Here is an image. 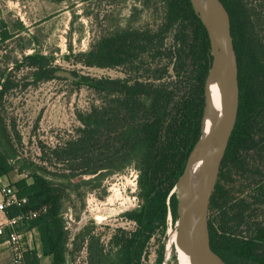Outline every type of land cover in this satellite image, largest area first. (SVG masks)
I'll return each instance as SVG.
<instances>
[{
  "label": "trees",
  "instance_id": "16d2710c",
  "mask_svg": "<svg viewBox=\"0 0 264 264\" xmlns=\"http://www.w3.org/2000/svg\"><path fill=\"white\" fill-rule=\"evenodd\" d=\"M167 2V17L154 31L130 28L102 35L82 55L88 67H124L128 73L123 79L88 81L99 103L77 114L81 127L75 137L50 150L63 167L61 173L25 161L13 164L18 156L5 147L0 122V177L18 171L32 180L13 183L18 197L27 202L8 208L6 215L19 219L16 231L39 233L41 253L52 257L53 264H67L72 258L63 216L70 199L67 191L80 196L81 187L97 183L94 189L100 188L105 179L128 169L138 173L139 206L125 217L136 228L117 230L108 244L86 229L88 264H146L159 234L165 241L157 264H163L169 220L177 223L173 190L200 138L213 61L210 32L191 0ZM222 2L231 16L241 96L210 202V246L227 264H264V0ZM185 9L195 27L192 43L186 46L175 30L168 46L166 35L184 19ZM3 96L0 89V100ZM78 178L81 181L74 183ZM39 262L38 250L24 254L25 264Z\"/></svg>",
  "mask_w": 264,
  "mask_h": 264
},
{
  "label": "rangeland",
  "instance_id": "374dc122",
  "mask_svg": "<svg viewBox=\"0 0 264 264\" xmlns=\"http://www.w3.org/2000/svg\"><path fill=\"white\" fill-rule=\"evenodd\" d=\"M43 1L46 8H38ZM168 10L167 0H0V89L4 93L0 122L7 136L5 147L18 156L13 164L25 161L61 173L63 167L50 150L75 137L81 127L77 114L99 103L88 81L123 79L128 73L124 67H88L81 62L82 55L102 35L130 28L154 31L164 23ZM185 11L184 19L166 35L168 46L175 30L186 46L192 43L195 27ZM10 176L12 185L24 178L32 183L28 173L15 171ZM137 180L136 170L128 169L105 179L100 188L94 189L97 183L81 187L80 196L67 191L70 199L63 216L73 264H88L86 229L104 244L119 229L135 230L125 214L139 206ZM175 225L170 219L169 228ZM164 241L160 234L152 241L146 264H157ZM168 264L178 262L173 258Z\"/></svg>",
  "mask_w": 264,
  "mask_h": 264
},
{
  "label": "water",
  "instance_id": "95a60500",
  "mask_svg": "<svg viewBox=\"0 0 264 264\" xmlns=\"http://www.w3.org/2000/svg\"><path fill=\"white\" fill-rule=\"evenodd\" d=\"M212 12V32L205 20L212 40V66L205 85V109L201 123V134L197 143L206 147V133L209 130L211 111L210 97L214 94L222 111V128L217 136V142L209 153V159L203 165L189 170L188 167L176 184L173 193L177 201L178 242L184 254L192 264H227L210 246L208 233V216L210 202L215 192L228 146L233 135L240 109L239 64L232 35L231 16L222 0H202ZM194 4L196 0H191ZM197 12V11H196ZM227 77L229 89L224 91L221 80ZM202 194V201L192 216H188L189 201ZM206 229L208 243L201 239L202 231Z\"/></svg>",
  "mask_w": 264,
  "mask_h": 264
},
{
  "label": "bare ground",
  "instance_id": "6f19581e",
  "mask_svg": "<svg viewBox=\"0 0 264 264\" xmlns=\"http://www.w3.org/2000/svg\"><path fill=\"white\" fill-rule=\"evenodd\" d=\"M195 7L197 13L202 16V18L207 23L208 27L210 28L212 32V12L211 9L206 6V4L202 0H196ZM221 86L224 91H228L229 89V80L227 77H223L221 80ZM210 104H211V111H210V118H209V130L206 133V147L207 150L202 148V145L200 143H197L194 147V153L190 157V165L189 170H193L204 163H206L209 159V153L211 150L214 149L216 142H217V136L221 131L222 128V111L220 108V105L218 103V100L214 94L210 97ZM202 201V194H198L194 196L188 204L187 207V214L188 216H192L197 208L199 207L200 203ZM202 241L207 244L208 238H207V232L206 229L202 231L201 234ZM173 258L177 260L178 264H192L190 258L183 253L179 242H178V229H177V223L174 227L169 228L167 231V239L165 242V259L164 263L168 264L170 263Z\"/></svg>",
  "mask_w": 264,
  "mask_h": 264
},
{
  "label": "built area",
  "instance_id": "2783aa9c",
  "mask_svg": "<svg viewBox=\"0 0 264 264\" xmlns=\"http://www.w3.org/2000/svg\"><path fill=\"white\" fill-rule=\"evenodd\" d=\"M26 202V199L18 197V191L12 184L0 181V236L7 235L8 242L14 250L17 264H25L23 236L21 232L15 230V225L19 219H9L6 210L12 206H22ZM33 215L36 216V214ZM5 216L7 219L3 221L2 218ZM134 225L136 226L135 223Z\"/></svg>",
  "mask_w": 264,
  "mask_h": 264
},
{
  "label": "crops",
  "instance_id": "0c3cea01",
  "mask_svg": "<svg viewBox=\"0 0 264 264\" xmlns=\"http://www.w3.org/2000/svg\"><path fill=\"white\" fill-rule=\"evenodd\" d=\"M43 4H38V8H46V4L43 1ZM11 176L9 177H0V181L11 183ZM6 217V216H5ZM3 217V221L7 219ZM23 236V251L24 254L31 250H38L39 251V264H53V258L52 257H45L41 253V244L39 239V233L36 230L30 231V232H21ZM0 264H17L15 262V253L8 242L7 235L0 236ZM67 264H73L70 259H68Z\"/></svg>",
  "mask_w": 264,
  "mask_h": 264
}]
</instances>
